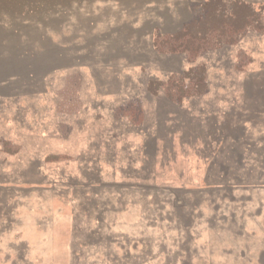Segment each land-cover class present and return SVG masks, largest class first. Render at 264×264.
I'll return each instance as SVG.
<instances>
[{
	"label": "rangeland",
	"instance_id": "374dc122",
	"mask_svg": "<svg viewBox=\"0 0 264 264\" xmlns=\"http://www.w3.org/2000/svg\"><path fill=\"white\" fill-rule=\"evenodd\" d=\"M240 1L241 31L169 52L205 0H0V264H264V0Z\"/></svg>",
	"mask_w": 264,
	"mask_h": 264
},
{
	"label": "trees",
	"instance_id": "16d2710c",
	"mask_svg": "<svg viewBox=\"0 0 264 264\" xmlns=\"http://www.w3.org/2000/svg\"><path fill=\"white\" fill-rule=\"evenodd\" d=\"M203 10L204 16L199 21H192L169 35V42H173L169 52L179 48L186 49L190 43H198L204 39L207 33L222 32L225 27L239 32L249 24L248 18L257 13L252 5L240 0H205ZM188 35L191 39H187ZM196 75L198 88H203L202 73L198 71Z\"/></svg>",
	"mask_w": 264,
	"mask_h": 264
}]
</instances>
